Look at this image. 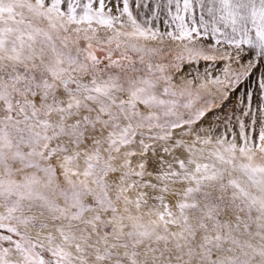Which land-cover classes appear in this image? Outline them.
I'll list each match as a JSON object with an SVG mask.
<instances>
[{"label":"snow or ice","instance_id":"1","mask_svg":"<svg viewBox=\"0 0 264 264\" xmlns=\"http://www.w3.org/2000/svg\"><path fill=\"white\" fill-rule=\"evenodd\" d=\"M0 264H264V0H0Z\"/></svg>","mask_w":264,"mask_h":264}]
</instances>
